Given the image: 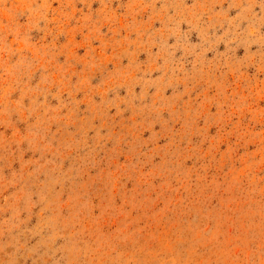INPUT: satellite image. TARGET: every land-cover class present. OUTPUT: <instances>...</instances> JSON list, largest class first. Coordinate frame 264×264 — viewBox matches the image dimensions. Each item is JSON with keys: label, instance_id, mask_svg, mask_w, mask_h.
I'll use <instances>...</instances> for the list:
<instances>
[{"label": "rangeland", "instance_id": "obj_1", "mask_svg": "<svg viewBox=\"0 0 264 264\" xmlns=\"http://www.w3.org/2000/svg\"><path fill=\"white\" fill-rule=\"evenodd\" d=\"M0 264H264V0H0Z\"/></svg>", "mask_w": 264, "mask_h": 264}]
</instances>
